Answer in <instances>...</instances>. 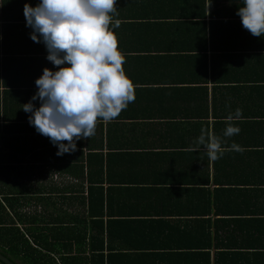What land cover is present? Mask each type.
Returning <instances> with one entry per match:
<instances>
[{
	"label": "crops",
	"instance_id": "crops-1",
	"mask_svg": "<svg viewBox=\"0 0 264 264\" xmlns=\"http://www.w3.org/2000/svg\"><path fill=\"white\" fill-rule=\"evenodd\" d=\"M26 3L41 0L12 6L24 18L5 38L0 203L41 219L75 217L88 189L80 169H100L103 160L106 213L126 242L136 239L139 223L190 219L191 189L216 193L223 214L216 218L236 222L237 237L264 236V36L243 27V0H116L110 29L136 98L112 121L98 119L95 134L76 139V150L63 155L23 109L41 105L32 97L44 68L68 66L47 59L39 33V42L31 39ZM228 123L240 132L225 137ZM201 129L225 149L236 143L245 150L211 161L194 144Z\"/></svg>",
	"mask_w": 264,
	"mask_h": 264
},
{
	"label": "trees",
	"instance_id": "trees-1",
	"mask_svg": "<svg viewBox=\"0 0 264 264\" xmlns=\"http://www.w3.org/2000/svg\"><path fill=\"white\" fill-rule=\"evenodd\" d=\"M18 1L0 0L3 86L5 38L24 18L12 9ZM102 161L100 169H80L88 189L81 199L82 212L75 217L49 220L38 214L21 215L14 205L2 200L0 252L16 264H264V236L237 237L236 222L216 218L223 215L215 204L216 193L199 189L189 190L190 219L139 223L136 239L126 242L118 229L113 232L115 223L111 213H106Z\"/></svg>",
	"mask_w": 264,
	"mask_h": 264
},
{
	"label": "clouds",
	"instance_id": "clouds-1",
	"mask_svg": "<svg viewBox=\"0 0 264 264\" xmlns=\"http://www.w3.org/2000/svg\"><path fill=\"white\" fill-rule=\"evenodd\" d=\"M243 4L237 12L243 27L254 36H264V0H243ZM112 13L116 0H41L36 7L24 6L27 25L34 29L31 39L39 42V33L48 49L47 59L56 66L68 65L55 72L44 68L32 97L39 98L41 105L34 109L29 102L23 107L32 113L29 123L58 145L57 155L75 151V140L93 136L98 119L112 121L136 98L134 83L123 67L125 57L110 29ZM114 26L118 28L120 21ZM226 119L230 122L233 116ZM239 132V127L228 123L224 136ZM194 144L197 149L203 145L211 161L226 150H245L236 143L223 148L220 139L205 129Z\"/></svg>",
	"mask_w": 264,
	"mask_h": 264
},
{
	"label": "water",
	"instance_id": "water-1",
	"mask_svg": "<svg viewBox=\"0 0 264 264\" xmlns=\"http://www.w3.org/2000/svg\"><path fill=\"white\" fill-rule=\"evenodd\" d=\"M0 261L3 262L4 264H16L15 262L11 261L8 257L3 255L1 252H0Z\"/></svg>",
	"mask_w": 264,
	"mask_h": 264
}]
</instances>
